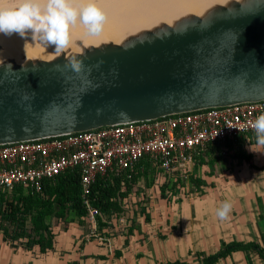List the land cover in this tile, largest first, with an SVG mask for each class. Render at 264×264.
Wrapping results in <instances>:
<instances>
[{
  "label": "water",
  "instance_id": "1",
  "mask_svg": "<svg viewBox=\"0 0 264 264\" xmlns=\"http://www.w3.org/2000/svg\"><path fill=\"white\" fill-rule=\"evenodd\" d=\"M260 100L264 0H223L117 41L2 57L0 144Z\"/></svg>",
  "mask_w": 264,
  "mask_h": 264
},
{
  "label": "crops",
  "instance_id": "2",
  "mask_svg": "<svg viewBox=\"0 0 264 264\" xmlns=\"http://www.w3.org/2000/svg\"><path fill=\"white\" fill-rule=\"evenodd\" d=\"M250 147L264 152L252 134L200 151L172 197L153 186L152 172L148 185L140 180L121 200L114 218L103 214L95 236L89 224L73 221L52 222L50 248L0 237V264H264V153ZM225 200L233 207L221 221L215 211ZM232 243L256 248L207 262Z\"/></svg>",
  "mask_w": 264,
  "mask_h": 264
},
{
  "label": "built area",
  "instance_id": "3",
  "mask_svg": "<svg viewBox=\"0 0 264 264\" xmlns=\"http://www.w3.org/2000/svg\"><path fill=\"white\" fill-rule=\"evenodd\" d=\"M262 113L264 100L243 102L0 144V189L18 186L37 192L44 180L76 169L84 221L92 228L89 235L95 236L97 220L104 219L87 195L97 177L116 176L145 157L153 167V186L160 187L172 176L184 180L195 155L206 146L239 135L255 136L252 123Z\"/></svg>",
  "mask_w": 264,
  "mask_h": 264
},
{
  "label": "trees",
  "instance_id": "4",
  "mask_svg": "<svg viewBox=\"0 0 264 264\" xmlns=\"http://www.w3.org/2000/svg\"><path fill=\"white\" fill-rule=\"evenodd\" d=\"M216 145H208L205 149L211 150ZM152 172L153 167L148 159L141 158L116 176L97 177L90 187L87 200L101 214H117L121 200L140 180L148 185ZM182 185L180 177L172 176L164 180L161 186L163 189H160L172 194ZM161 194L166 196L165 193ZM85 212L86 208L80 199L76 169H68L44 180L37 192L18 186L10 190L0 189V237L7 241L20 239L26 247L36 244L40 249L50 248L52 222L64 225L73 221L80 223L84 221ZM97 223H100L99 219ZM243 247L256 248L253 244L232 243L210 256L207 262L214 261L226 251Z\"/></svg>",
  "mask_w": 264,
  "mask_h": 264
},
{
  "label": "clouds",
  "instance_id": "5",
  "mask_svg": "<svg viewBox=\"0 0 264 264\" xmlns=\"http://www.w3.org/2000/svg\"><path fill=\"white\" fill-rule=\"evenodd\" d=\"M100 0H0V35H16L45 48L52 46L61 54L70 44V27L81 22L86 34L98 36L103 30L105 14ZM256 144L264 149V113L252 123ZM240 131V130H239ZM250 150L261 152L258 149ZM264 153V152H261ZM232 203L223 201L215 215L221 221L229 218Z\"/></svg>",
  "mask_w": 264,
  "mask_h": 264
},
{
  "label": "bare ground",
  "instance_id": "6",
  "mask_svg": "<svg viewBox=\"0 0 264 264\" xmlns=\"http://www.w3.org/2000/svg\"><path fill=\"white\" fill-rule=\"evenodd\" d=\"M223 0H100V7L105 14L103 30L98 36L86 34V28L81 22L71 26L70 38L81 37L87 42H94L102 38L117 41L121 35L138 26H144L153 21H168L174 14L184 10H198L201 6ZM0 59L4 56H15L23 53L26 56L39 58L48 57L54 48H45L38 42H32L20 37L0 35Z\"/></svg>",
  "mask_w": 264,
  "mask_h": 264
},
{
  "label": "rangeland",
  "instance_id": "7",
  "mask_svg": "<svg viewBox=\"0 0 264 264\" xmlns=\"http://www.w3.org/2000/svg\"><path fill=\"white\" fill-rule=\"evenodd\" d=\"M81 221H82V218H81ZM83 222V221H82ZM85 222V221H84Z\"/></svg>",
  "mask_w": 264,
  "mask_h": 264
}]
</instances>
